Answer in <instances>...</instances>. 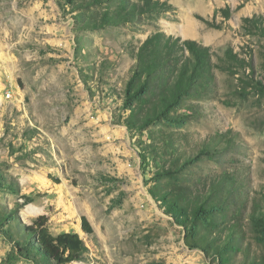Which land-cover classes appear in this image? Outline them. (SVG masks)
<instances>
[{
    "label": "rangeland",
    "instance_id": "374dc122",
    "mask_svg": "<svg viewBox=\"0 0 264 264\" xmlns=\"http://www.w3.org/2000/svg\"><path fill=\"white\" fill-rule=\"evenodd\" d=\"M81 1L0 0V264H47L20 246L39 215L52 234L84 239V260L68 264H264L252 214L264 198V0H160L173 7L155 16L139 11L144 0ZM125 7L134 12L100 25ZM255 15L261 28L244 22ZM159 29L209 46L216 63L231 47L248 66L215 69L210 90L131 129L127 83ZM220 179L236 202L221 193L197 219L205 252L186 238L192 210L162 196L200 204Z\"/></svg>",
    "mask_w": 264,
    "mask_h": 264
},
{
    "label": "trees",
    "instance_id": "16d2710c",
    "mask_svg": "<svg viewBox=\"0 0 264 264\" xmlns=\"http://www.w3.org/2000/svg\"><path fill=\"white\" fill-rule=\"evenodd\" d=\"M69 1L71 2V0ZM105 1L82 0L81 3L84 6H89ZM172 7L173 5L168 1L144 0L139 11L150 12L152 16H155L169 11ZM131 12L134 10L126 11L125 7V11L113 13L110 17L104 13L100 25L104 26L107 22L116 20L118 16L126 15L127 17ZM244 22L261 28L259 25L261 21L257 15L244 18ZM214 56L215 52L209 46L194 39H184L181 36L167 34L161 29L150 34L139 47L133 75L127 83L126 102L130 107L133 102L137 101L139 107L131 109V116L126 125L131 129L135 128L133 123L138 115L143 117L144 126L170 116L169 111L179 107L185 100L192 97L198 98L211 89L216 79L215 69L231 72L234 67L248 66L246 60L235 53L231 47L225 50V59H222V63L214 62ZM207 153L203 144V149L198 152V155L186 160V165L193 164ZM229 185L227 180H214L210 191L207 192V197L200 204L195 205L190 199L180 197L183 192L166 191L168 194L162 196L164 201L168 197L172 198L175 206L183 215H189L190 209L192 210L191 229L186 234V238H191L188 241L190 246L201 248L207 252V246L210 243L201 244L199 240L202 238L201 236H204V239L208 241L209 236L207 233L201 235L202 229H198L197 219L202 214H214L218 210V207L222 205L219 200L220 194L227 193ZM178 189L183 191L181 188ZM235 192V189L229 190L228 197H225V204H228L229 198L236 202ZM151 193L158 199L155 191ZM26 198L25 205L32 202L30 197ZM252 214L260 233L264 235V198L254 205ZM47 224L48 217L39 215L31 225L25 226V231L30 239L20 246L23 249L28 248L37 261L47 264H68L84 260L88 247L79 233L62 232L55 235L50 232ZM81 227L87 235L94 234V227L86 216H82ZM236 234H238V230L232 227L226 243L232 244L231 238ZM212 244L219 252L226 248L219 244L218 238L214 239Z\"/></svg>",
    "mask_w": 264,
    "mask_h": 264
},
{
    "label": "bare ground",
    "instance_id": "6f19581e",
    "mask_svg": "<svg viewBox=\"0 0 264 264\" xmlns=\"http://www.w3.org/2000/svg\"><path fill=\"white\" fill-rule=\"evenodd\" d=\"M196 7V6H195ZM189 29H191V28H189ZM189 31V30H188ZM192 32H194V28H192V30H191ZM189 34H190V32H189Z\"/></svg>",
    "mask_w": 264,
    "mask_h": 264
}]
</instances>
